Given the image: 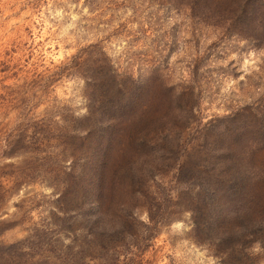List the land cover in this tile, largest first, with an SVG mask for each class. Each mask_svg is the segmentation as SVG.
<instances>
[{"label": "rangeland", "instance_id": "obj_1", "mask_svg": "<svg viewBox=\"0 0 264 264\" xmlns=\"http://www.w3.org/2000/svg\"><path fill=\"white\" fill-rule=\"evenodd\" d=\"M193 1L0 0V264H264V232L263 248L234 238L212 251L192 238L195 185L180 164L264 103V45L234 32L247 0H211L208 12ZM97 49L121 84L130 72L163 96L147 109L134 88L135 120H167L145 155L125 141L128 176L102 206L76 183L94 141L69 132L70 120H95L82 118L88 96L107 120L108 94L74 71L94 66Z\"/></svg>", "mask_w": 264, "mask_h": 264}, {"label": "trees", "instance_id": "obj_2", "mask_svg": "<svg viewBox=\"0 0 264 264\" xmlns=\"http://www.w3.org/2000/svg\"><path fill=\"white\" fill-rule=\"evenodd\" d=\"M210 2L194 0L193 6L200 5L204 9L201 11L205 12ZM242 14L241 26L234 32L264 45V0H247L243 4ZM96 54L94 66H88L86 60L82 62L86 64L85 70H82L84 72H81L80 64L74 71L88 79L85 81L87 87L90 84L93 90L99 91L102 88L104 94H108V103H105L103 109L104 112L108 111L107 120H100L102 110L94 105L90 107L92 99L88 96L82 118L92 117L95 120H70L69 132L72 138H87L89 135V139L94 141L85 150L87 153L79 163L76 183L85 191L92 188L96 196L94 201L101 197L95 206H102L104 193L108 190L112 195L118 180L128 176L127 173L121 175L119 172L121 168L123 171L127 169L119 161L122 159L121 150L124 149L125 141L130 143L127 147H132L134 152L145 155L153 149V144L157 142L154 141V134L167 120H135V110L139 103L136 101L138 94L133 96L134 88H139L145 97L144 105L147 109L157 110L162 106L163 96L149 98L152 95L148 91L151 83L137 81L130 72L122 75L127 82L124 84V80L121 84L118 73L111 67L104 52L97 49ZM88 70L91 74H86ZM171 89L172 86L164 89L168 97ZM260 109L255 120H235L229 123V127L215 135L211 146L201 157L179 166L180 177L195 185L193 191L191 187L188 188L195 200L190 206L195 213L191 217L192 238L198 244L207 243L212 251L218 246L229 245L234 238L241 242L258 241L263 248L262 238L257 233L264 232V159L256 162L254 157L257 152L264 151V103ZM154 116L158 117V114ZM184 121L180 128L186 123ZM97 128H101V131L93 136V130ZM167 128L172 130L173 125ZM175 132L177 134L179 130ZM118 209L126 213L125 206H118ZM111 211L121 222L115 209ZM100 217L94 222H99Z\"/></svg>", "mask_w": 264, "mask_h": 264}]
</instances>
